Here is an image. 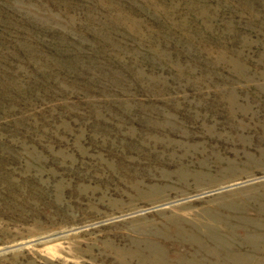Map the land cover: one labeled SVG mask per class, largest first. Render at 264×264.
Here are the masks:
<instances>
[{"label":"rangeland","instance_id":"obj_1","mask_svg":"<svg viewBox=\"0 0 264 264\" xmlns=\"http://www.w3.org/2000/svg\"><path fill=\"white\" fill-rule=\"evenodd\" d=\"M0 264H264V0H0Z\"/></svg>","mask_w":264,"mask_h":264}]
</instances>
